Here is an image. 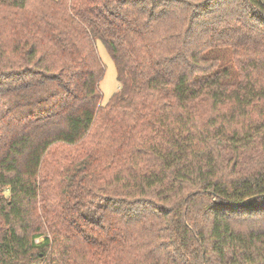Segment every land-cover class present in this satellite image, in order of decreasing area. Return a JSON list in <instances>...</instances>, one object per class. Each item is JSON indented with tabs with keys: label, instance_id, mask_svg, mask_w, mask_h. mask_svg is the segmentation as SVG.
Returning a JSON list of instances; mask_svg holds the SVG:
<instances>
[{
	"label": "trees",
	"instance_id": "1",
	"mask_svg": "<svg viewBox=\"0 0 264 264\" xmlns=\"http://www.w3.org/2000/svg\"><path fill=\"white\" fill-rule=\"evenodd\" d=\"M0 264H264V0H0Z\"/></svg>",
	"mask_w": 264,
	"mask_h": 264
},
{
	"label": "rangeland",
	"instance_id": "2",
	"mask_svg": "<svg viewBox=\"0 0 264 264\" xmlns=\"http://www.w3.org/2000/svg\"><path fill=\"white\" fill-rule=\"evenodd\" d=\"M96 48L105 68L104 76L102 77L99 84V89L101 92L100 103L102 105H106L110 101L111 97L119 91L120 82L117 78L116 64L101 40L96 41ZM218 53L225 57L230 56V51L228 49H220L218 50ZM42 239L43 238L38 239V241Z\"/></svg>",
	"mask_w": 264,
	"mask_h": 264
}]
</instances>
